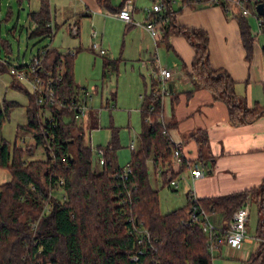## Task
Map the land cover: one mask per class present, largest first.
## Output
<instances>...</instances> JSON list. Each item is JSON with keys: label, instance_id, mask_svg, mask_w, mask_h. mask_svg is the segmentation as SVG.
Segmentation results:
<instances>
[{"label": "trees", "instance_id": "1", "mask_svg": "<svg viewBox=\"0 0 264 264\" xmlns=\"http://www.w3.org/2000/svg\"><path fill=\"white\" fill-rule=\"evenodd\" d=\"M96 1L100 7L109 8V0ZM173 1L161 0L167 17L164 38L180 34L193 47L189 73L193 86L187 93L195 89L209 91L214 101L226 106L228 120L233 125L249 123L264 115V103L246 107L234 94L231 77L221 69L211 68L206 32L175 25ZM180 1L194 6L206 5L208 0ZM252 1L246 0L244 6L253 13L257 3L264 7V0ZM232 16L237 21L249 61L253 47L250 26L239 11H232ZM28 17L35 24L29 37L53 33L48 0H40L39 10L30 12ZM2 45L6 53L10 51V45L5 42ZM77 52L62 53L48 48L42 56L41 68L54 78L51 85L54 96L65 104V107L47 104L55 126L47 122L46 111L38 106L36 96L13 79L15 86L28 95L27 122L18 129L33 136L35 144L42 146L45 158L27 159L32 147L19 149L14 145L10 151L1 136V127L16 103L3 101L0 104V169L7 170L10 176L8 182L0 184V264H212L208 236L201 225L192 220L191 194H187L184 208L162 214L158 190L150 183L149 160L154 168L161 165L163 186H169L167 165L173 152L167 135L173 124H163L160 96L155 94L159 83L155 80L151 93L142 96L138 147L131 150L126 165L130 173L122 180L119 173L123 167L117 164L115 157L117 130H112L110 141L103 148V163L98 162L100 168H93L92 148L85 144V131L76 117L75 107L68 105L71 100L77 104L88 94L74 82L73 63ZM262 54L264 60V48ZM108 65L115 63L108 61L105 67ZM0 68L8 72L6 65L0 63ZM146 117L150 123L144 120ZM87 126L98 127L95 112L87 119ZM45 129L49 131V144L44 141ZM192 136L198 144V158H205V135L194 133ZM181 167H186V162L182 161ZM174 175L172 173V177ZM246 201L256 207L258 247L241 264H264V181L248 190L197 199L209 219L214 214L222 217L220 226L211 221L217 228L214 243L219 249L226 245L225 230L233 212ZM45 205L49 212L40 218ZM36 223L45 225L35 232ZM135 256L137 259L133 258Z\"/></svg>", "mask_w": 264, "mask_h": 264}, {"label": "crops", "instance_id": "2", "mask_svg": "<svg viewBox=\"0 0 264 264\" xmlns=\"http://www.w3.org/2000/svg\"><path fill=\"white\" fill-rule=\"evenodd\" d=\"M123 1L109 0V8H104L100 7L96 0H48L52 17L50 24L55 30L59 28L56 22L59 13L60 22L67 26L69 34L79 38V45H73L78 50L94 52L90 50V45L95 42L105 50L104 55H107L108 49L113 48L115 41L120 39L119 55L116 58H104L103 67L107 69L109 65L105 67V63H115L116 59L130 63L129 73L135 75L137 80L141 79L142 88L136 89V92L140 89L143 91L139 95L140 101L143 95L153 90L155 79L152 73L157 67L171 72L165 82L171 93L160 97L161 115L163 124H173L167 135L172 144L180 143L186 167L182 168L181 164H175L171 159L168 161L169 171L166 179L169 180L168 176L172 177L174 173L172 178L177 181V186L172 187L169 184L167 187L176 190L182 184L186 196L192 193L197 199H205L261 185L264 181V115L249 123L233 125L228 120L226 106L220 101H214L209 91L195 89L188 94L193 86L189 73L194 58V50L189 41L185 36L174 33L155 42L142 27L147 19L144 9L153 4H161V0H131L133 24H126L112 15L123 5ZM164 10L165 6L163 12ZM172 12V19L177 27L202 29L206 32L210 66L225 71L231 77L234 82V94L238 99L248 108L256 104L262 106L264 32H259L258 27L256 32L252 31L249 16H244L253 36L252 56L248 61L232 11H226L217 5L186 6L180 0H174ZM253 17L255 18V15ZM71 26L75 27V34L71 32ZM84 31H88L86 48H83L82 41ZM147 36L153 40L152 44ZM64 39L65 37H62L63 41ZM67 52H70V49ZM126 52H130L129 56L125 55ZM103 73L105 74V71ZM80 88L88 92L86 88ZM194 133H203L206 137V156L203 159L198 158V144L192 136ZM189 164H197L203 175L192 179ZM154 175L161 178V165L154 168ZM210 220L218 226L223 222L219 214L212 215ZM255 240L258 247V240ZM244 244L243 241V245L238 249L229 247L238 251H242L244 246L250 248ZM251 253L247 252L248 255ZM242 261L245 259L241 260V263Z\"/></svg>", "mask_w": 264, "mask_h": 264}, {"label": "rangeland", "instance_id": "3", "mask_svg": "<svg viewBox=\"0 0 264 264\" xmlns=\"http://www.w3.org/2000/svg\"><path fill=\"white\" fill-rule=\"evenodd\" d=\"M39 2L40 0H0V59H6L9 65H27L33 56H36L44 47L54 48L59 52H67L68 49L72 53L78 51L74 58L73 76L77 86L88 90L87 110L79 120L85 131V144L90 146L93 151L92 166L100 168L98 158L101 156L94 149L106 147L114 129L117 130L118 136V147L115 150L116 162L120 167H125L130 159V144L133 143L134 149L138 147L141 131L139 95L143 91L140 89L136 92L137 88H142V83L141 79L139 81L135 75L129 73L130 63L119 62L116 59L114 68L111 65L107 69L103 67L104 58H116L119 55L121 40L115 41L113 48L108 49L107 55H99L86 49L78 50L76 47L79 45V38L69 34L67 26L62 21L60 22L58 10H56L58 13L56 22L59 28L56 30L54 28L52 35L29 37L33 31L34 23L29 19L28 14L38 10ZM251 2L253 1L251 0ZM248 16L251 29L256 32V20L253 15ZM82 34L85 36L82 37L83 48H86L88 31H84ZM62 37H65L64 41ZM147 39L150 44L153 43L149 36ZM4 42L10 45V51L7 53L2 45ZM129 53L126 52L125 55L129 56ZM22 86L29 91L27 85L22 84ZM3 101L16 103L14 107L10 108L8 118L5 119L1 127V136L8 143L10 151L13 150L14 145L19 149L32 147V152L27 156V159L45 158L42 146L35 144L33 136L23 129H18V126H24L27 122L28 95L25 90L15 86L14 80L8 72L0 68V104ZM94 111L97 112L98 127L90 129L87 126V119L89 114ZM147 168L151 186L158 190L160 213L165 214L178 208H184L187 205V198L182 184L176 190L163 186L162 179L155 177L153 164L150 160L147 161ZM9 180L8 171L0 169V184ZM249 204L250 213L246 224L244 245H248L250 248L244 246L242 251H238L231 249L228 245H222L220 249L211 252L212 264H241V260H246L249 257L248 254L257 249L255 234L258 216L255 205L251 202ZM42 225L38 224L37 230L43 229L45 224Z\"/></svg>", "mask_w": 264, "mask_h": 264}, {"label": "built area", "instance_id": "4", "mask_svg": "<svg viewBox=\"0 0 264 264\" xmlns=\"http://www.w3.org/2000/svg\"><path fill=\"white\" fill-rule=\"evenodd\" d=\"M246 0H208L206 5H217L221 6L226 11H239L242 16H248L250 14L255 15L258 31H264V13L262 15H258L252 13L248 8L244 6ZM144 12L147 15V19L144 21L142 27L145 31L150 35V37L155 41H159L165 35V27L167 24V17H165L163 13V5L162 4H153L150 8H145ZM132 1L125 0L123 5L120 7L118 11L113 13L112 15L126 24H133L132 20ZM51 27L52 25L49 24ZM35 26V24H34ZM71 32L75 34L76 29L74 26L70 28ZM52 35V33L50 34ZM91 49L99 55H104L105 50L100 48L98 43H91ZM48 47L42 48L36 56H33L30 63L20 64V65H9L7 64L6 59H0V63L6 65L8 67V73L12 76V78L19 83L20 85L25 84L29 88V92L36 96V103L38 106H42L46 111L47 122L52 126H55V120L53 118L52 113H50L48 105H57L59 107H65V104L62 100L56 98L54 96V91L51 87L54 78L51 77L50 73L43 68H41L42 56L45 55ZM72 53V52H71ZM171 76V72L167 69L157 67L156 70L153 71L152 77L159 83L158 87L155 90V94L164 97L170 95V90L166 87L165 82ZM57 79H60V74L57 73ZM88 95V94H87ZM83 98L77 104H74V101H69L68 105H73L76 110L77 119H81L84 116L87 106H86V98ZM91 98V97H90ZM148 123H150V119L146 117L144 119ZM43 135L45 137L46 144H49V131L45 129L43 131ZM132 148L133 145L131 144ZM96 153L99 154L98 162L99 164L103 163V154L104 150L102 147H97L94 149ZM171 160L175 164H181L184 160V155L182 153V148L180 143L173 144V152ZM190 176L192 179L199 178L203 175L201 169H199L197 164H189ZM130 173V168L125 166L122 168L119 173V177L124 180L127 178ZM169 184L172 187L177 186V181L168 176ZM191 202H193V211H192V220L201 225L202 231L208 236L210 241V253L218 249V245L214 243L216 239V227L211 222L209 217L204 213V211L200 208L197 202V197H195L192 193L190 195ZM49 212V207L47 205L44 206L43 210L40 213V218L44 217ZM250 212V204L249 201H246L245 204L238 209H236L231 217V220L228 223L227 229L225 230V243L228 246L234 247L236 249L240 248L243 244L244 238L246 237V223L248 220ZM38 228V223L33 226V230L36 232ZM137 259V257H133Z\"/></svg>", "mask_w": 264, "mask_h": 264}, {"label": "water", "instance_id": "5", "mask_svg": "<svg viewBox=\"0 0 264 264\" xmlns=\"http://www.w3.org/2000/svg\"><path fill=\"white\" fill-rule=\"evenodd\" d=\"M168 1V0H166ZM255 10L257 12L258 15H262L264 13V7L262 3H257L255 6Z\"/></svg>", "mask_w": 264, "mask_h": 264}]
</instances>
